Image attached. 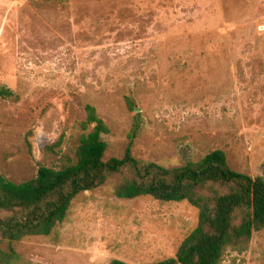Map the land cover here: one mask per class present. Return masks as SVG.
<instances>
[{
  "label": "rangeland",
  "instance_id": "1",
  "mask_svg": "<svg viewBox=\"0 0 264 264\" xmlns=\"http://www.w3.org/2000/svg\"><path fill=\"white\" fill-rule=\"evenodd\" d=\"M0 173L14 183L75 161L85 106L165 168L213 150L264 179V0H0ZM136 126V128H135ZM130 175L79 194L49 236L14 244L16 264H152L196 227L186 201L120 199ZM0 240V248H6ZM219 264H264V229Z\"/></svg>",
  "mask_w": 264,
  "mask_h": 264
},
{
  "label": "trees",
  "instance_id": "2",
  "mask_svg": "<svg viewBox=\"0 0 264 264\" xmlns=\"http://www.w3.org/2000/svg\"><path fill=\"white\" fill-rule=\"evenodd\" d=\"M64 3L67 0H51ZM0 95L10 97L8 90ZM75 161L61 168L40 166L30 180L14 183L0 173V264H16L14 244L49 236L67 216L72 201L101 186L109 175L127 172L114 195L120 199L150 196L161 202L186 201L198 210L196 227L182 240L175 258L152 264H219L227 248L241 251L254 232L264 229V179L232 170L226 155L213 150L196 162L165 168L140 162L131 145L121 158L104 159L109 133L95 108L86 105ZM136 128V126H135ZM110 264H127L113 260Z\"/></svg>",
  "mask_w": 264,
  "mask_h": 264
}]
</instances>
